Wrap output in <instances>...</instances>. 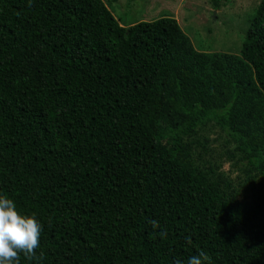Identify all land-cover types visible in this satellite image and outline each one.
<instances>
[{
    "label": "trees",
    "instance_id": "obj_1",
    "mask_svg": "<svg viewBox=\"0 0 264 264\" xmlns=\"http://www.w3.org/2000/svg\"><path fill=\"white\" fill-rule=\"evenodd\" d=\"M211 120L253 168L243 201L192 160ZM0 193L42 225L18 264H264V0L239 54L104 0H0Z\"/></svg>",
    "mask_w": 264,
    "mask_h": 264
},
{
    "label": "rangeland",
    "instance_id": "obj_2",
    "mask_svg": "<svg viewBox=\"0 0 264 264\" xmlns=\"http://www.w3.org/2000/svg\"><path fill=\"white\" fill-rule=\"evenodd\" d=\"M259 1L220 0L215 6L212 0H104L123 25L172 16L196 50L232 54H239ZM188 140L193 162L210 169L222 185L228 184L239 200H245L253 168L241 159L234 140L213 120Z\"/></svg>",
    "mask_w": 264,
    "mask_h": 264
},
{
    "label": "clouds",
    "instance_id": "obj_3",
    "mask_svg": "<svg viewBox=\"0 0 264 264\" xmlns=\"http://www.w3.org/2000/svg\"><path fill=\"white\" fill-rule=\"evenodd\" d=\"M152 228L160 227L150 221ZM42 225L35 214H22L15 201L0 193V264H18L19 254L31 255L39 246ZM162 237L166 232L160 233ZM175 264H182L177 260ZM187 264H213L212 257L204 251L188 258Z\"/></svg>",
    "mask_w": 264,
    "mask_h": 264
}]
</instances>
